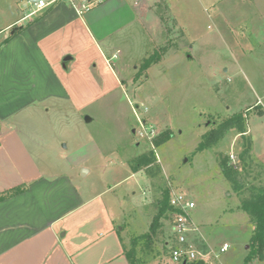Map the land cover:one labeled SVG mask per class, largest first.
<instances>
[{
  "label": "rangeland",
  "instance_id": "374dc122",
  "mask_svg": "<svg viewBox=\"0 0 264 264\" xmlns=\"http://www.w3.org/2000/svg\"><path fill=\"white\" fill-rule=\"evenodd\" d=\"M25 1L0 0V30L25 15ZM156 10L164 22L167 48L160 66L152 63L144 70L155 53L147 45L141 57L126 62L127 70H118L124 85L116 86L104 101L80 117L65 118L63 109L51 112V121L35 129L48 132V146L59 162L83 163L79 174L89 171L87 181L109 190L105 199L125 216L120 228L128 237L127 251L134 238L149 232L157 204L169 190L187 194L196 204L192 218L206 249L220 253L229 245L209 264H245L254 227L219 168L221 155L241 167L244 139L233 130L215 147L198 148L203 136L224 119L244 114L252 151L242 177L249 185L264 184V0H157ZM17 29L2 34L0 42ZM221 35L225 40L211 39ZM188 45L196 47L195 53ZM139 120L147 133L155 134L152 140L140 137ZM166 131L173 138L156 146L154 140ZM150 151L156 163L129 177L124 159L130 163ZM161 224L151 244L137 245L141 264H175L165 248L169 218Z\"/></svg>",
  "mask_w": 264,
  "mask_h": 264
},
{
  "label": "crops",
  "instance_id": "0c3cea01",
  "mask_svg": "<svg viewBox=\"0 0 264 264\" xmlns=\"http://www.w3.org/2000/svg\"><path fill=\"white\" fill-rule=\"evenodd\" d=\"M156 2L97 0L83 15L59 3L0 30L23 28L0 42V194L26 188L0 202V264H130L125 216L105 199L109 190L87 181L89 171L79 174L83 163L59 162L48 132L35 128L61 109L65 118L80 117L124 85L118 70L126 62L149 44L155 52L163 47ZM124 160L129 177L140 174Z\"/></svg>",
  "mask_w": 264,
  "mask_h": 264
},
{
  "label": "trees",
  "instance_id": "16d2710c",
  "mask_svg": "<svg viewBox=\"0 0 264 264\" xmlns=\"http://www.w3.org/2000/svg\"><path fill=\"white\" fill-rule=\"evenodd\" d=\"M23 28L17 29L14 34L10 37L19 34ZM8 38L6 40L9 41ZM167 48L164 47L159 51L154 53L155 56H158V59L152 56L144 63V70L150 68L152 63H159L162 55L166 54ZM264 111H261L260 114H263ZM246 117L244 114H235L224 119L217 127L210 130L206 135L203 136L202 142L199 145V150H207L215 147L220 141H222L226 135L236 130L238 134L241 135L244 139L243 151L239 154L240 168H236L230 163L229 156H220L219 168L231 185L232 190L241 198V209L249 216L250 221L254 227V232L250 240V252L245 258V264L250 263L254 260L264 261V184L259 185H249L244 183L242 177V171L244 166L247 164V161L251 160V151H252V136L248 137V127L246 122ZM173 138V133L171 131H166L161 134L158 138L154 140L156 146H160ZM156 163V158L153 151H150L147 154H144L137 159L131 161L129 166L134 173H138L141 170L148 168L151 165ZM26 190L24 187L15 188L9 192L0 194V202L19 195ZM174 209L170 204V191L165 190L163 192L162 199L157 204V213L154 216L152 224L150 226L149 232L136 237L132 241L133 248L129 252L125 248V254L130 262V264H141L142 260L137 257V245L139 242L144 241L147 245L152 243V239L157 235L159 229L162 227V220L166 219L169 213L173 212ZM165 248L168 251H171L167 245ZM203 249L207 250L205 247ZM185 264V263H183ZM186 264H205L203 262H190Z\"/></svg>",
  "mask_w": 264,
  "mask_h": 264
},
{
  "label": "built area",
  "instance_id": "2783aa9c",
  "mask_svg": "<svg viewBox=\"0 0 264 264\" xmlns=\"http://www.w3.org/2000/svg\"><path fill=\"white\" fill-rule=\"evenodd\" d=\"M59 3L70 5L79 15L89 11L93 5L88 0H26L24 3L25 15L20 22L28 21ZM140 125V137L152 140L155 134L153 132L151 134L147 133L141 122ZM231 159L235 164L234 155H231ZM170 204L174 211L168 215L170 241L167 246L171 248V259L175 264L190 262L209 264L214 258H220V253L223 254L229 250L228 244L221 247L220 253L203 249L201 228L192 218V211L195 209L196 204L187 194L183 192L170 193Z\"/></svg>",
  "mask_w": 264,
  "mask_h": 264
},
{
  "label": "water",
  "instance_id": "95a60500",
  "mask_svg": "<svg viewBox=\"0 0 264 264\" xmlns=\"http://www.w3.org/2000/svg\"><path fill=\"white\" fill-rule=\"evenodd\" d=\"M12 33H14V32H12ZM85 174V170L83 171V175ZM186 264V263H185Z\"/></svg>",
  "mask_w": 264,
  "mask_h": 264
}]
</instances>
